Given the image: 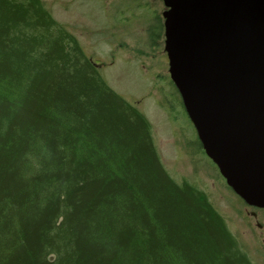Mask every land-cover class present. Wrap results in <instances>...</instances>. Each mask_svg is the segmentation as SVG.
Segmentation results:
<instances>
[{"label":"trees","instance_id":"trees-1","mask_svg":"<svg viewBox=\"0 0 264 264\" xmlns=\"http://www.w3.org/2000/svg\"><path fill=\"white\" fill-rule=\"evenodd\" d=\"M0 264H254L44 0H0Z\"/></svg>","mask_w":264,"mask_h":264},{"label":"water","instance_id":"water-1","mask_svg":"<svg viewBox=\"0 0 264 264\" xmlns=\"http://www.w3.org/2000/svg\"><path fill=\"white\" fill-rule=\"evenodd\" d=\"M164 2L170 77L202 147L238 196L264 208V0Z\"/></svg>","mask_w":264,"mask_h":264},{"label":"rangeland","instance_id":"rangeland-1","mask_svg":"<svg viewBox=\"0 0 264 264\" xmlns=\"http://www.w3.org/2000/svg\"><path fill=\"white\" fill-rule=\"evenodd\" d=\"M44 1L53 17L78 38L104 79L148 118L155 146L170 175L204 191L226 217L230 230L254 264H264L262 230L257 227V220L245 213V204L199 146L197 131L172 84L165 44L137 39L109 42L106 33L115 29L106 31L108 27L104 25L111 23L107 17L112 11V0ZM141 17L151 19V11L138 12V22L145 25L146 20ZM129 33L131 37L144 34L143 29L137 28ZM259 215L263 225L264 210Z\"/></svg>","mask_w":264,"mask_h":264},{"label":"flooded vegetation","instance_id":"flooded-vegetation-1","mask_svg":"<svg viewBox=\"0 0 264 264\" xmlns=\"http://www.w3.org/2000/svg\"><path fill=\"white\" fill-rule=\"evenodd\" d=\"M112 3L109 5L112 7V11L107 17L111 23L104 25V27H108L105 28L106 31L110 28L115 29V31L105 34V38L109 42L115 44L120 43L122 40L137 39V41L148 44H165V18L163 13L168 7L165 5L164 0H112ZM139 10L151 11V19L141 17V20L147 21H145L146 26L138 22L140 19L138 18ZM135 28L143 29L144 34L131 37L129 32ZM116 30L121 31L117 33ZM240 199L245 204V213L257 220V227L262 230V235H264V224L262 225L259 215V211L264 209L250 206L242 198ZM262 220L264 221V219Z\"/></svg>","mask_w":264,"mask_h":264}]
</instances>
